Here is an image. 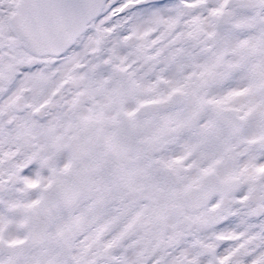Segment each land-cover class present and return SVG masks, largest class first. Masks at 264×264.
<instances>
[{"label": "snow or ice", "instance_id": "snow-or-ice-1", "mask_svg": "<svg viewBox=\"0 0 264 264\" xmlns=\"http://www.w3.org/2000/svg\"><path fill=\"white\" fill-rule=\"evenodd\" d=\"M0 264H264V0H0Z\"/></svg>", "mask_w": 264, "mask_h": 264}]
</instances>
